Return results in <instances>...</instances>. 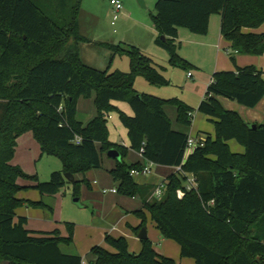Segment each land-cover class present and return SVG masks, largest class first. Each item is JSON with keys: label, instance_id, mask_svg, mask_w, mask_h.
<instances>
[{"label": "trees", "instance_id": "trees-1", "mask_svg": "<svg viewBox=\"0 0 264 264\" xmlns=\"http://www.w3.org/2000/svg\"><path fill=\"white\" fill-rule=\"evenodd\" d=\"M81 6L82 0H0V264H84L82 256L60 248L62 242H74L73 223L66 224L67 236L58 230L37 236L25 226L26 217L16 220L15 210L23 204L16 194L28 188L19 178L34 181L42 194H55L68 182L66 172L84 175L101 167L102 155L116 149L121 158L111 173L120 181L117 191L129 196L142 192L131 171L145 165L127 164L128 149L109 139L108 114L113 111L128 128L131 148L146 161L181 167L164 180L161 199L145 201V210L135 212L141 224L134 232L138 235L147 226L148 212L161 234L176 240L182 256L195 264H264V124L253 128L218 99L255 107L264 99L263 71L247 65L213 74L198 110L213 117L215 136L207 133L204 145L185 159L190 137L185 126L192 123L194 108L177 97L137 90L138 76L156 86L171 80L136 45L103 43L111 51L109 66L100 70L86 65L79 50L86 41L79 32ZM155 10L156 43L168 49L173 66L194 67L178 51L179 29L206 35L214 14L221 15L220 29L232 45V61L236 53L264 54V32L243 29L262 26L264 0H158ZM119 54L128 56L129 71L111 70ZM93 93L98 115L84 124L77 118L78 102ZM121 100L130 104L133 116L114 106L113 101ZM169 106L184 130L173 127ZM27 131L34 133L42 154L63 162V169L52 172L47 181L11 163L17 139ZM233 139L244 152L231 150ZM187 173L196 176V188L186 189ZM84 181L75 179L76 193ZM105 240L115 251L95 245L91 253L96 259L89 264H178L159 254L149 238L142 239L139 253L130 251L124 237L109 234Z\"/></svg>", "mask_w": 264, "mask_h": 264}, {"label": "crops", "instance_id": "crops-1", "mask_svg": "<svg viewBox=\"0 0 264 264\" xmlns=\"http://www.w3.org/2000/svg\"><path fill=\"white\" fill-rule=\"evenodd\" d=\"M221 15L214 14L211 17L209 33L206 35L192 37L194 35H189L191 40L197 41L195 43L199 47L198 56L194 58L183 54V57L186 58L190 63L194 65L197 72L199 73V83L200 90L202 94L206 93L208 85L213 80V74L216 71H231L236 70L237 66L245 67L247 65H254L258 69L263 71L264 76V54L262 55H252V54H235V62L231 60L229 51H231L232 45L224 38L221 33ZM244 32H255L262 33L264 32V23L259 28H243ZM181 28L179 29V35H181ZM188 34V33H186ZM195 34V33H194ZM149 56H154L151 54V51H154L151 46H138ZM88 52V54L81 50V58L86 65L93 66L97 69H102L103 66H100L99 61L95 58V55ZM150 52V53H149ZM153 53V52H152ZM207 54H213V61L207 62ZM185 55V56H184ZM210 55V57H211ZM155 59V58H154ZM191 60V61H190ZM156 61V59H155ZM157 63V62H156ZM205 63V64H204ZM126 71V70H125ZM191 73V72H190ZM194 74L191 73L193 77ZM197 82V83H198ZM196 83V84H197ZM153 85V84H152ZM154 88L156 85H153ZM139 91L140 89L137 88ZM148 94L156 93L155 89H147ZM144 92V91H139ZM146 93V92H145ZM155 95V94H154ZM206 95V94H205ZM162 98L168 99L164 96L157 95ZM205 98V97H204ZM221 104V96H218ZM185 101V100H183ZM186 102V101H185ZM264 103V99L255 107ZM114 106L119 110H122L126 114L133 116L134 112L127 101H113ZM170 106L166 108L167 114L170 117L172 122L177 124V129L184 130L185 128L177 123V112H175L173 121L172 112ZM175 109V108H174ZM234 110L239 113L238 109L225 108ZM242 119L246 123H259L264 124V116L262 120L257 118H252L253 120L247 121L241 113H239ZM98 115L97 107L95 104V93L92 94L89 98L81 97L78 102L77 107V118L84 124L89 123L93 118ZM108 118L112 119V114H108ZM114 119V117H113ZM109 120V119H108ZM174 127V123H173ZM176 128V127H175ZM109 129V139L112 143L123 145L128 149L127 156L124 157V160L129 165L138 164L139 162L147 165L149 162L143 158L142 154L138 151H135L131 148L128 128H126L120 120V117L113 120L112 125H108ZM211 134L215 136L213 131H201L192 136L195 138H200ZM190 134V132H189ZM191 136V135H190ZM101 146L100 144H98ZM243 147V146H242ZM245 148H238L235 152H244ZM233 151V152H234ZM46 154H42L40 144L34 137L32 131H27L25 134L21 135L17 139L16 151L11 163L19 165L22 169L31 175H37L40 178V173L43 177L49 178L53 169H63V162L60 159L56 158L60 164L52 167L50 162L51 158H44ZM47 157H54L47 155ZM45 159V160H43ZM43 162V168L40 170L37 162ZM102 166L98 168H91L84 175L78 174L75 179H85L83 182L86 185L85 189L82 190L83 196L88 200L87 206H81L82 209L78 212H72L69 216L65 217L63 213V205L65 202V196H67L65 191H60L55 194L49 193H40L38 189L33 187L35 184L34 181L28 179L19 178L18 183L22 186L28 187L27 189L19 191L16 195L23 201V204L16 208L17 217H26L27 222L25 226L28 230L32 232L33 235L44 236L45 234H50L51 232L58 230L60 235H68V225L67 222H71L75 225L73 243L68 244L62 242L60 245L61 251L67 254L80 255L84 258V264H89L90 262L96 259V256L91 253V249L95 245H102L108 250L115 251L110 245L108 246L105 240L106 235H112L114 237H124L128 240L129 249L132 252L139 253L142 248V239L138 238V235L134 232V228L140 226L141 217H139L135 212L144 209V202L154 200L155 188L164 182V180L171 175V173L176 172L178 167L176 166H165L154 164L152 166L151 173H139V175H132L135 182L138 185H141L142 192L137 196H129L118 192L120 186V181L115 180L111 171L116 168L118 159L111 156L108 153L102 155ZM48 163V164H47ZM46 164V165H45ZM59 165H62V168H59ZM58 166V167H56ZM57 170V171H58ZM48 179V180H49ZM42 181V178H40ZM46 181V180H44ZM71 182V181H70ZM116 189V192L113 191ZM81 196L78 201L81 202ZM38 203L39 205H34ZM62 209L60 217L57 216V209ZM145 210V209H144ZM147 216V234L148 238L152 240L155 250L162 255H165L170 258H174L178 264H195V260L191 257H183L181 254V248L179 243L176 240L165 238L155 223L150 218V214L146 212ZM69 220V221H66ZM5 264V263H2Z\"/></svg>", "mask_w": 264, "mask_h": 264}, {"label": "rangeland", "instance_id": "rangeland-1", "mask_svg": "<svg viewBox=\"0 0 264 264\" xmlns=\"http://www.w3.org/2000/svg\"><path fill=\"white\" fill-rule=\"evenodd\" d=\"M123 2V9L117 13V19L114 15V7L110 0H82V6L79 14L80 25L79 32L83 37L86 38V41H81L79 44V50H84L85 54L89 51L95 58L97 62L99 61L100 66H103L102 69L107 67L110 62L111 51L107 49L103 43L119 45H136V46H151L154 51H151V54L156 59L157 64L160 65L162 74L171 80V83L164 86H154L151 85L143 76H138L136 78L135 87L140 89L139 91L148 92L147 89H155V95H161L166 98L177 97L181 100H185L190 106L194 108L192 123L189 126H185L188 129L191 136H196L198 132L208 131L215 133V125L213 122V117L204 113L203 111L198 110L200 102L204 99L205 94H202L200 90L199 83V73L195 67H178L173 66L169 63V51L163 47H160L156 43V39L159 36V31L156 29L155 25V3L158 0H145V7H143L139 0H121ZM216 15V14H215ZM114 21V23H113ZM181 35L176 41L178 51L183 57V54L188 56H198V50L200 46H197L195 43L197 41L191 40L192 37L202 36L194 34L185 27L181 28ZM188 33V34H186ZM189 35H194L189 38ZM153 52V53H152ZM150 53V52H149ZM184 55V56H185ZM207 54L206 61H213V54ZM191 61V60H190ZM204 63V64H205ZM130 70L129 58L124 54L116 55L111 61V70ZM189 72L193 73V77H189ZM198 82V83H197ZM197 83V84H196ZM149 93V92H148ZM223 107L224 108H233L238 109L239 113L247 120H253L252 118H257L262 120L264 116V103L257 106V108L245 107L239 104L234 99H229L221 96ZM172 112L170 115L175 121V109L170 106ZM230 110V109H229ZM112 114V119L108 118V125H112L113 120L119 117V114L115 111L109 112ZM114 117V119H113ZM174 127L177 128L175 122ZM215 135V134H214ZM229 145L232 151H236L238 148H243L238 141L235 139L229 141ZM44 158H51L50 162L52 167L60 164V162L55 157H47L44 155ZM45 160V159H43ZM45 163V161H43ZM43 162H37L40 170L43 168ZM48 164V163H47ZM46 165V164H45ZM58 167V166H56ZM59 168H62V165H59ZM58 169H53L52 171H57ZM61 170V169H60ZM59 171V170H58ZM40 173V178L42 181L48 180L49 178H44ZM86 185L83 183L80 184L78 191L76 193V186L73 182H68L61 188V191L67 193L65 196V202L63 205V213L66 218L72 212H78L82 209H79L80 203L81 206H87L88 200L81 193L85 189ZM86 190V189H85ZM82 197L81 202H74L76 197ZM62 209H57V216L60 217ZM69 221V220H66Z\"/></svg>", "mask_w": 264, "mask_h": 264}, {"label": "built area", "instance_id": "built-area-1", "mask_svg": "<svg viewBox=\"0 0 264 264\" xmlns=\"http://www.w3.org/2000/svg\"><path fill=\"white\" fill-rule=\"evenodd\" d=\"M113 7H114V12H115V19H117V13L120 12L122 9H123V2L121 0H110ZM114 23V21H113ZM189 76H191V73L189 72L188 74ZM80 141V138L77 137V142ZM205 141V137H200V138H195V137H192L190 136L188 138V146L186 148V153H185V159L186 157L188 156L189 154V151L192 152L196 147L198 146H202L204 145V142ZM154 164L152 162H149L147 165H145L143 167V169L141 170H135L133 169L131 171V175H139V173H144V174H147V173H151L152 171V166ZM178 170H181V167H178ZM187 181H186V189H192V188H196L197 187V178L194 174H188L187 173ZM164 189H165V183H161L159 184L156 188H155V195H154V198L155 199H161L164 195ZM114 192H116V189H113Z\"/></svg>", "mask_w": 264, "mask_h": 264}, {"label": "water", "instance_id": "water-1", "mask_svg": "<svg viewBox=\"0 0 264 264\" xmlns=\"http://www.w3.org/2000/svg\"><path fill=\"white\" fill-rule=\"evenodd\" d=\"M140 4L145 7L146 3H145V0H139ZM162 39L164 41H166V37L163 36ZM251 126L253 128H256L257 127V124L256 123H250ZM108 154H110L111 156L117 158L118 160L121 158L119 152L116 150V149H111L107 152ZM64 176L71 182H74L75 181V177L70 173V172H66L64 174ZM79 200V197H76L75 201H78ZM138 238L139 239H145V238H148V234H147V228L146 226L142 227L139 234H138Z\"/></svg>", "mask_w": 264, "mask_h": 264}, {"label": "bare ground", "instance_id": "bare-ground-1", "mask_svg": "<svg viewBox=\"0 0 264 264\" xmlns=\"http://www.w3.org/2000/svg\"><path fill=\"white\" fill-rule=\"evenodd\" d=\"M191 151V150H190ZM190 151H189V153H190Z\"/></svg>", "mask_w": 264, "mask_h": 264}]
</instances>
